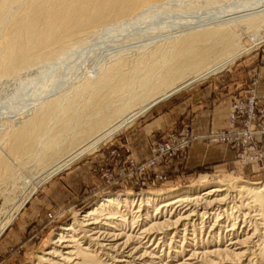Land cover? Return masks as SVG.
<instances>
[{
	"label": "bare ground",
	"instance_id": "1",
	"mask_svg": "<svg viewBox=\"0 0 264 264\" xmlns=\"http://www.w3.org/2000/svg\"><path fill=\"white\" fill-rule=\"evenodd\" d=\"M171 1L0 0V79L35 70L17 79L10 96L0 99V147L9 141L21 161L51 164L15 214L67 158L94 151L98 140L111 138L159 102L231 66L248 49L230 25L243 23L251 31L264 21V0L225 11L208 8L191 21H179L183 33H169L173 38L164 49L162 44L146 55L143 48L145 56L140 52L143 56L131 66L118 55L123 60L95 70V78L84 76L69 93L56 96L59 92L49 87L54 70L69 63L74 53L110 30L138 26L147 11H159ZM8 164L3 163L5 176L12 174ZM129 206H136L135 211ZM12 220L0 225V235ZM129 223L138 232L133 225L124 231L122 226ZM52 244L53 253L45 254L50 259L39 258L44 264H108L105 259L110 264H166L162 258L174 263L183 253L189 255L174 264H264V185L218 180L200 192L149 195L138 202L105 198L81 219L61 227Z\"/></svg>",
	"mask_w": 264,
	"mask_h": 264
},
{
	"label": "rangeland",
	"instance_id": "2",
	"mask_svg": "<svg viewBox=\"0 0 264 264\" xmlns=\"http://www.w3.org/2000/svg\"><path fill=\"white\" fill-rule=\"evenodd\" d=\"M175 1L176 0L171 1V3L166 2L168 4L161 6L159 11H157L158 9L147 11L149 16L145 17V20L142 22L140 21L141 23L138 22V26H125V28L121 30H110L97 41H92L89 46L83 48V50H79L80 52L77 51L74 53L69 63L65 64V66L60 69L54 70L51 77L49 75V87L53 88L52 91L56 90V93L59 92L54 94L60 96V92H62V94L71 92L79 85L78 83H81L87 78V75L94 76V78L97 77L96 72L94 73L95 70L104 69L105 65L106 68H109L112 62L119 61L120 57L123 59L125 58L124 61H126L127 58V65L131 66L133 62L140 58L139 56H143V54L145 56V52H147L146 55L150 54V50L151 53L157 52L162 49V44L164 49V45L167 46L174 36L183 33L181 32L183 28L179 21L188 19L191 21L205 14L208 8H217L216 10L221 9L225 11L231 7L234 9L236 6H246L250 2V0ZM139 9L136 13H139L143 7ZM137 21H139V19H137ZM260 22L261 23H259L257 27L251 28V31H249V28L243 23L230 25V32L232 30L233 32L231 33L236 35L235 38L242 46L248 49L231 66L223 70L220 74L206 78L204 81L190 86L189 89L181 90L170 98L159 102L143 115L135 118L134 121L127 126L118 129V131L112 134L111 138L98 140L97 147L94 151L86 152L82 154L81 157H76L71 161L68 160L74 158L73 156L67 158L64 163L58 165L59 169L61 168L60 171L56 174H51L49 178L45 179L31 195L29 198L30 200L28 199L25 205L22 206L16 214L14 211L20 204L22 198L26 197L25 195L28 193L29 189L33 188L35 183L40 181L49 171L48 169L51 164H39L37 161L28 159L21 161L20 157L23 156L13 155L10 142H2L3 144L0 147V151H2V155L0 154V225L13 217L12 222L8 225L10 226L16 216L26 210L32 199H37L40 203V205H35V208L33 206V210L41 211L38 218H29L30 220L27 221L24 228L23 238L18 245L6 249L2 248L0 245V264H44L39 258L50 259V256L45 254L53 253L55 247L52 244V240L59 234L60 228L67 227L73 220L81 219L83 214L92 211V209L99 205L105 198L116 197L118 199L135 200L138 202L141 198L144 199L149 195L156 198L183 190H196L200 192L218 180H229L237 182L238 184L247 183L254 187L263 186L264 172L259 170L257 164L254 162H246L245 164L240 163L237 157L239 151L236 148H232L230 145H207L203 142L201 143L205 144L207 147L222 146L232 149L235 156L234 163L220 167L204 165L198 168V170H193L183 177H176L175 174H169L168 177L167 174H163L162 170L167 168V165L178 157H186L187 152L185 155H178V157L166 163L157 162L141 175H135L128 179L121 175L123 172L125 175L127 174V166L130 164H144L146 161L150 160L153 156L151 150L154 144L166 138V135L174 132V130L165 131L163 134L152 137L147 146L144 145V142L141 140L142 136H140L141 130L145 125V121H148L149 118L155 114L156 110H162L165 107L177 103L181 98L195 92L202 86L211 82H218L219 80H224L223 83H227L234 78L242 80L244 77H249L248 86H250V90L251 83L258 79L259 67H263L264 69V52L261 51H264V25L262 24L264 21ZM172 25L175 27H169ZM172 31L176 32L173 33ZM165 33L175 35H172V37L169 34L170 37L167 38L169 35L166 34L167 36L165 37ZM1 39L2 38H0V43ZM166 40H170V42L168 43ZM256 42L260 43L256 45ZM143 48L146 50L148 49L149 53L148 50L146 51ZM140 52L144 53L142 54ZM116 56L118 58H116ZM122 58L120 59L123 60ZM134 58H136V60ZM102 65L103 68H101ZM254 71L256 73H254ZM34 72V69L23 71L15 79H0V99H2L3 96H10L11 91L16 88L15 83L17 79ZM56 76L59 77L58 80ZM84 76H86V78H84ZM221 77H223V79H220ZM51 79H53V81ZM76 79L79 80L75 82ZM62 81L65 82L63 83ZM62 83L65 85H62ZM75 83H77V85H75ZM57 84L58 89L56 87ZM66 87H69L70 90ZM234 101L235 100L231 101L228 113ZM82 114L83 112L81 111L79 116H83ZM65 123L67 124L68 122L65 121ZM184 128L190 130L188 125H184L182 129ZM263 145L264 144H262V148L264 150ZM3 156L6 158L2 161L1 158ZM62 157L60 156V158ZM5 162H9V168L10 170L12 169L11 176H5V174H3L5 172L3 171V163ZM247 164H255L258 170L257 172L260 174L258 175V173L256 174L255 172L251 174L250 168H245ZM50 172H52L51 169ZM155 176L161 177V179H157ZM134 208L136 209V206H129L128 209L133 212L135 211ZM120 209L124 210V208ZM125 225L122 226L124 231H130V229L134 228L132 231L135 233L138 232V228H135L137 226L136 224L129 223V225ZM6 228L4 231H6ZM4 231L0 235V243ZM112 231L113 233L118 232ZM109 232H111V230ZM241 235L242 234L239 233V236ZM188 255L187 253H183V255L175 261L182 262ZM103 259H105V257H103ZM105 261L108 264L111 263L108 259H105ZM161 261L166 264L176 263L169 262L166 258H162ZM154 262H156V264L159 263L157 260H154ZM186 262L190 264L196 263L195 261Z\"/></svg>",
	"mask_w": 264,
	"mask_h": 264
},
{
	"label": "crops",
	"instance_id": "3",
	"mask_svg": "<svg viewBox=\"0 0 264 264\" xmlns=\"http://www.w3.org/2000/svg\"><path fill=\"white\" fill-rule=\"evenodd\" d=\"M258 70L256 97L263 100L264 69L259 67ZM254 73L256 72L254 71ZM248 78L244 77L242 80L234 78L227 83H223L224 80L208 83L181 98L179 102L162 110H156L155 114L148 121H145V125L141 130L142 142L147 146L152 137L163 134L168 130H174L178 134L184 125H188L195 136L226 128L231 101L241 99L248 94L250 87L248 86ZM220 79H223V77ZM234 160L235 156L232 149L222 146L207 147L198 141L189 148L186 157H178L162 171L167 176L175 174L176 177H183L204 165L228 166L230 163H234ZM245 168H250L251 174L254 172L260 174L257 172L255 164H247ZM35 205H40V203L37 199H32L26 210L24 212L20 211L21 213L16 216L13 223L6 228L0 243L2 248H11L21 242L29 218L36 219L40 216L41 210H33Z\"/></svg>",
	"mask_w": 264,
	"mask_h": 264
},
{
	"label": "built area",
	"instance_id": "4",
	"mask_svg": "<svg viewBox=\"0 0 264 264\" xmlns=\"http://www.w3.org/2000/svg\"><path fill=\"white\" fill-rule=\"evenodd\" d=\"M257 81L251 83L248 96L235 100L228 113L226 128L208 132L203 135H193L184 128L180 133H170L152 147L153 156L144 164H130L125 178H132L148 171L157 162L166 163L178 155L186 154L197 141L207 145H225L236 148L240 163L254 162L258 169L264 172V99L256 97ZM157 179L161 177L155 176ZM143 184V183H141Z\"/></svg>",
	"mask_w": 264,
	"mask_h": 264
}]
</instances>
